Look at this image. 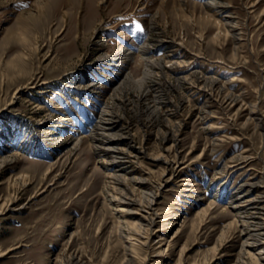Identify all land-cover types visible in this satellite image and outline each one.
Returning <instances> with one entry per match:
<instances>
[{"label":"rangeland","instance_id":"rangeland-1","mask_svg":"<svg viewBox=\"0 0 264 264\" xmlns=\"http://www.w3.org/2000/svg\"><path fill=\"white\" fill-rule=\"evenodd\" d=\"M204 1L0 0V264H261L230 199L264 204V1ZM102 108L150 157L96 149Z\"/></svg>","mask_w":264,"mask_h":264},{"label":"bare ground","instance_id":"bare-ground-1","mask_svg":"<svg viewBox=\"0 0 264 264\" xmlns=\"http://www.w3.org/2000/svg\"><path fill=\"white\" fill-rule=\"evenodd\" d=\"M178 1H179L180 8H182V10L185 11L186 10V7H185L186 0H178ZM262 1H264V0H256L255 2H253V4H252L251 7H254L257 3H260ZM203 4L207 8H210V9L217 8L218 12L221 13V14L225 12L223 14V19H224L223 21H224V23H221V27H224L225 28L227 26V24L229 25V23L232 22L231 21L232 20V16L230 15L231 12L229 10H226L227 8H229L231 6L228 5L227 3L221 2V1L219 2L218 0H205L203 2ZM189 14H190V16H186V15H182V16L183 17H186L187 20H190V21L193 22L195 20V18H194V15L195 14L193 12H190ZM201 23L203 24V23H205V21L204 22L202 21ZM231 32L234 33L233 28H232ZM220 34H221V30H219V32L216 34V37L215 38H218L220 36ZM199 37H200V35H199ZM157 42H158V40L152 43V46L154 47V51L156 50L155 52H157V54H159V55L167 56L166 54L164 55L163 53H160V51H161V49H162L163 46L161 48H158V43ZM173 47L174 46H172L170 48V53L171 54H168V55H172V54L175 53V52H172ZM151 50H152V48H150V45L147 44V43H144V45H142V48L140 50H138V52H139V54L141 56L140 57L141 63L142 64H145L146 66L149 63H151V61H152V60H150L148 58L149 52H152ZM128 51L127 52L125 51L126 54H128V55L129 54H132L131 51H129V52ZM128 55H126V57H128ZM194 56H195V60L199 57V55H197L196 53H194ZM126 61H127V59L125 60V62ZM206 61L207 60H201L202 63H206ZM217 62H219V61H217ZM172 70H175L176 71L177 68L176 69L172 68ZM202 70H204V69H202L201 66L198 65L197 72H200ZM143 73H144V75L140 79H133V77H131L130 74H126V75H124V78H123L122 83L123 84H125V83L128 84L129 82H134V83H136V82H138V83L143 82L147 78V76H148V73L147 72H143ZM195 73H196V70H194L193 72H191L189 75L184 76L183 78L184 79H186V78L189 79L191 76H195ZM175 74H177V73H175ZM198 75H201V74H198ZM175 77H176V75H175ZM203 81L205 83L203 87H207L208 86L207 85V82H209V84H210L208 87H210V86L213 87L214 85H216V82H217L216 79L211 78V77L210 78L209 77H204L203 78ZM144 92H145V95H142V96H146V92L147 91H144ZM198 94H199V96H205V97L207 96L206 92H205V94H204V92H200V93L198 92ZM227 96L231 100H233V101L238 100L237 99L238 96L233 95L230 92L228 93ZM225 97H226V95H225ZM104 108L108 109L107 107H104ZM104 108H102L100 110V114H99L98 118L96 119V121H94L91 124L92 127H91V130H90L91 131V134L90 135H91V138L93 139V142L95 143L96 149L98 151H101V152L105 153V154H108L113 159L111 161L116 162V163H120V161L119 160H116V159L119 157V154L121 153V149H123L122 146H124V148H125V145L128 146V147H133V149L135 151H138V152H136L137 154L141 153L140 156L142 158L150 157L149 156V152H148V147L144 143H141L140 146L133 145V143L131 142V138L129 136V131L125 127L121 126L120 121H119V118L116 115L114 116V118H115L116 122L119 124V126H118L119 129L121 128L123 130V133L124 134H120V132H118L120 130H118L117 132L120 135L119 134H117L116 136L115 135H112L113 133L111 132V130L115 129L116 126H114V124H113L114 121L112 120V117L110 115L108 117L107 113L105 111H103ZM109 111H111V110H109ZM165 136H167V138ZM161 138L162 139L164 138L163 140H169L170 139L172 141V144L174 145V148L173 149L175 150V148L178 145V139H177V134H175L174 131H171L168 128L164 129L162 131ZM120 139H122V141H124V143L122 144V146L121 145L119 146L117 144L119 141L117 143H115V140H120ZM80 142L81 141L78 138L77 141H76V144L79 145ZM125 149H127V148H125ZM143 149H147V151L144 150L147 153H142V150ZM123 151H122V154H123ZM128 151H129V149H128ZM128 154H129L130 157H135V153L129 152ZM121 156H123V155H121ZM158 158L159 157H156L155 159L157 160ZM116 170L117 171L118 170H121V168L116 169ZM254 186H256L255 180H249V181L242 182L241 184H239L235 188V190L238 192V194H237L238 196L235 197V198H231L230 199L231 200L230 202L233 204V206L231 208L236 213H242V212H244L246 214V215H244L245 216V219L247 220L246 222L251 226V229H249L250 231H248V235L249 236L247 238V241H245L242 244L241 252H242V250H245V249L247 251H249V252L251 250H256V251L258 250V252H259L258 255H259V258L261 260V264H264V236H263L264 235V223H263V221H259V220L256 221L255 220V219H257L256 218V215L259 212L261 213V216L264 217V204H263V201H261L262 199H260L261 197H259V196L250 197L248 195L250 193V191L252 189H254ZM263 217H262V219H263ZM262 219H260V220H262ZM2 256H3V254L0 252V257H2Z\"/></svg>","mask_w":264,"mask_h":264},{"label":"snow or ice","instance_id":"snow-or-ice-1","mask_svg":"<svg viewBox=\"0 0 264 264\" xmlns=\"http://www.w3.org/2000/svg\"><path fill=\"white\" fill-rule=\"evenodd\" d=\"M138 27V26H137Z\"/></svg>","mask_w":264,"mask_h":264}]
</instances>
